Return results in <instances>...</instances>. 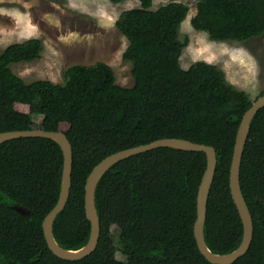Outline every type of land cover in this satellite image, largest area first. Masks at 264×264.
<instances>
[{"label":"trees","instance_id":"obj_1","mask_svg":"<svg viewBox=\"0 0 264 264\" xmlns=\"http://www.w3.org/2000/svg\"><path fill=\"white\" fill-rule=\"evenodd\" d=\"M138 1V7L123 10L115 20L128 41L123 58L130 62L131 86L117 83L113 68L103 61L70 64L61 82H26L10 65L39 58L42 40L7 45L0 52V131L40 127L67 135L73 150L71 186L53 221V235L68 249L88 240L84 186L106 155L162 137L214 146L217 164L204 237L212 252H230L243 232L229 187L230 163L239 122L252 99L211 62L182 67L188 38H181L180 28L188 4L170 1L153 10V0ZM191 24L212 40L244 41L264 33V0H196ZM62 166V150L53 139L0 143V264H215L200 252L193 232L204 152L157 147L113 164L95 189L97 246L77 260L55 255L42 229L59 196ZM240 186L253 237L247 252L230 264H264V107L250 123ZM117 250L124 260L116 258Z\"/></svg>","mask_w":264,"mask_h":264},{"label":"rangeland","instance_id":"obj_2","mask_svg":"<svg viewBox=\"0 0 264 264\" xmlns=\"http://www.w3.org/2000/svg\"><path fill=\"white\" fill-rule=\"evenodd\" d=\"M170 1L189 6L180 28L181 38H188L180 56L182 67L197 60L211 62L254 100L264 88V33L244 41L212 40L191 24L196 0H153L150 9ZM138 6V0H0V52L11 43L40 38L39 58L10 65L26 82L39 78L61 82L70 64L103 61L113 68L117 83L131 86L130 62L123 58L128 41L115 20L123 10ZM17 108L25 111L23 106ZM33 118L36 123L41 120ZM116 258L124 260L125 255L117 250Z\"/></svg>","mask_w":264,"mask_h":264},{"label":"water","instance_id":"obj_3","mask_svg":"<svg viewBox=\"0 0 264 264\" xmlns=\"http://www.w3.org/2000/svg\"><path fill=\"white\" fill-rule=\"evenodd\" d=\"M262 107H264V94L259 95L254 100H252L250 107L243 113L237 128L230 163L229 187L233 201L237 207L242 221L243 232L239 245L232 251L223 254L212 252L208 248L204 237V222L207 211V199L217 164L216 149L210 144L195 142L180 137H162L147 143L120 149L106 155L91 169L87 175L84 186V209L86 217L90 222V233L88 240L82 247L78 249H68L60 246L56 242L53 235V221L67 202L71 186L73 150L67 135L60 130H48L40 127L12 129L0 131V143L9 139L20 137H44L53 139L59 144L63 154L60 191L56 203L47 212L42 220V229L49 249L58 257L68 260L81 259L92 253L97 246L100 235V218L95 205V189L102 175L113 164L131 155L157 147H171L187 151L204 152L206 155V167L204 169L197 191L196 218L193 226L194 237L198 249L208 261L215 264H230L247 252L253 237L252 215L244 199L240 186V165L251 120L256 112ZM14 208L22 214L29 213V211L24 209L22 206L15 205Z\"/></svg>","mask_w":264,"mask_h":264}]
</instances>
